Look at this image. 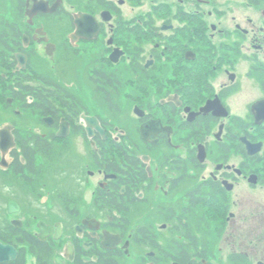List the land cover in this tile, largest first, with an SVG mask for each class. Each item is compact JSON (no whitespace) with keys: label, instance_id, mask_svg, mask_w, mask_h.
Returning a JSON list of instances; mask_svg holds the SVG:
<instances>
[{"label":"flooded vegetation","instance_id":"1","mask_svg":"<svg viewBox=\"0 0 264 264\" xmlns=\"http://www.w3.org/2000/svg\"><path fill=\"white\" fill-rule=\"evenodd\" d=\"M9 2L0 101L41 129L0 131V243L18 252L3 264H54L67 244L69 264L133 247L134 264H264V0Z\"/></svg>","mask_w":264,"mask_h":264},{"label":"rangeland","instance_id":"2","mask_svg":"<svg viewBox=\"0 0 264 264\" xmlns=\"http://www.w3.org/2000/svg\"><path fill=\"white\" fill-rule=\"evenodd\" d=\"M0 2L3 5L2 10H5L6 7L9 8V6H11L9 9H11L13 7L11 5V2H9V0H0ZM2 13H3V11H2ZM3 14L4 15H2V17H4V18H3L2 21L15 20V18H11L10 17V13H8V14L3 13ZM0 65H4V63H1ZM5 67H6V64H5ZM7 69H6L7 71L4 70V73L11 74L12 71H10V68L7 67ZM56 76H58V74H56ZM86 84L87 85L85 86L84 82H82L81 85H80L81 88L80 87L79 88L81 89V92L83 91L84 97H86V99L88 100V103H87V106H86L87 110L91 114H94V115H97V116L101 117V116L104 115V114L103 115L101 114L102 112L100 110L101 101H99L98 99L95 98L94 93L92 94L91 91L94 92V88H92L91 84H89L88 82ZM3 86L8 87V88L12 87L11 78L8 79V77H7L5 79L0 80V98L2 96L1 89H2ZM8 110H9V108L7 107L5 101L1 100L0 101V131H2L3 128H9L11 131H13V128H15V126H19L22 132L23 131L25 132L26 130H31V131L36 132V131H39L41 129V125L38 123V121L35 120L30 115L24 116L22 118V117H18L14 113L17 110L16 108L13 109V110H10V111H8ZM108 121L109 122L112 121L113 123H117L114 118L113 119H108ZM113 123H112V125H114ZM110 128H112V127H110ZM115 136H117V135H115ZM72 144L74 145L76 154L78 153L80 155H84L85 156L86 151H87V149H86L87 144L84 141L82 136L81 137L80 136L73 137L72 138ZM3 159L4 160L1 163V166L4 168L8 164V161H10V159L6 158L5 156L3 157ZM4 163H6V164H4ZM99 180H100V178H98V177L94 180L93 183L96 184L95 186H97ZM95 186H94V188H95ZM26 195H27L26 193H24V194L22 193V197H23V200H24L23 202L24 203H25ZM89 195H91V192L89 193ZM87 199H90V197H87ZM26 200H28V199H26ZM2 204L3 205L1 206V210H3L4 215H8L9 218L12 221H17V222L21 221V222H23V218H25V214H19L18 212L11 214L9 212V208L7 207V204H4V202ZM25 208H27V205H25ZM150 216H151L150 217L151 223L154 224V226H152V227H155L157 230L160 229V226H161L162 223L157 219L156 212H154L153 214L151 213ZM134 217H135V215H134ZM139 217L140 216H136L135 219H138ZM138 221H136V223ZM67 222H69V220ZM69 223H71V222H69ZM139 224H140V222H138L136 224V226L139 225ZM136 226H135V228H136ZM34 230H35V232H39L37 226L35 227ZM65 242L66 241H63V243H65ZM67 245H66V247L64 245L65 248L63 249V251L60 250V252L56 256L54 264H69V259L70 258L68 257L69 255H68ZM62 247H63V245H62ZM145 250H147V249H145L144 247H142V248L133 247L131 252H128V255H130L128 261H122L121 264H134L137 261L135 259V257L137 258V257L142 256L143 253L145 252ZM28 259H29L30 263L33 261V259H31V258H28ZM253 262L255 263V261H253ZM222 264H238V262L222 263ZM249 264H251V262Z\"/></svg>","mask_w":264,"mask_h":264},{"label":"trees","instance_id":"3","mask_svg":"<svg viewBox=\"0 0 264 264\" xmlns=\"http://www.w3.org/2000/svg\"><path fill=\"white\" fill-rule=\"evenodd\" d=\"M0 46L3 47L4 50L9 51L10 41H9L8 37L3 36V37L0 38ZM9 66H10L9 62H7L6 63V68L9 67ZM12 66H14V65H12ZM15 233H17V231H14V229L12 227H10V226L6 227V234H5L6 236L12 237V236H14ZM15 236L19 237L20 243L30 244V241L31 242L35 241L27 233H25V232H23L21 230H19L18 231V235H15ZM41 252L43 254V257H42L43 261L48 259L47 257L49 256V253H50L48 248H43L42 247V251ZM25 255H26V251L25 250L21 251L19 259H18L19 261L16 264H26ZM44 258H46V259H44Z\"/></svg>","mask_w":264,"mask_h":264},{"label":"water","instance_id":"4","mask_svg":"<svg viewBox=\"0 0 264 264\" xmlns=\"http://www.w3.org/2000/svg\"><path fill=\"white\" fill-rule=\"evenodd\" d=\"M90 122L95 125L97 124V121H95L94 119H92ZM3 144H4V141L1 144V148H4ZM5 149L6 148H4V151H6ZM17 257H18V252L16 249H14L12 246H8V245L5 246L0 243V263L3 264V263H8L10 261H16Z\"/></svg>","mask_w":264,"mask_h":264}]
</instances>
